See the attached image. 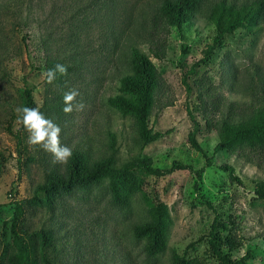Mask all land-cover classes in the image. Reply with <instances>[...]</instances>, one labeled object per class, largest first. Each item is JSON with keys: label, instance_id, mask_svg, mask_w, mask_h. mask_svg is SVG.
Wrapping results in <instances>:
<instances>
[{"label": "rangeland", "instance_id": "1", "mask_svg": "<svg viewBox=\"0 0 264 264\" xmlns=\"http://www.w3.org/2000/svg\"><path fill=\"white\" fill-rule=\"evenodd\" d=\"M160 1L0 0V264L14 251L8 226L17 202L25 210L17 222L21 232L51 231L52 264H168L172 250L199 264H221L208 243L215 217L228 225L214 229L222 254L238 260L248 253L244 264H264V199L257 195L264 191V151L245 149V157L214 148L217 119H243L264 99V18L258 27L224 35L192 73L214 36L205 10L216 0H200L183 26V39L169 28L163 58H151L160 83L148 126L163 135L143 146L133 116L109 106L107 98L119 93V77L130 72L120 55L126 41L147 53L149 9ZM50 61L69 65L68 76L52 85L44 79ZM22 78L35 85V106L61 127V143L88 162L111 157L119 167L142 155L160 168L179 161L191 170L157 176L134 169L137 188L123 206L113 202L108 177L54 197L48 206L24 202L47 172H63L65 164L53 163L50 153L28 143L16 112ZM70 88L79 89L85 108L65 114L62 95ZM194 121L202 153L187 141ZM145 199L165 203L169 214L165 248L152 257L132 235L133 224L147 219Z\"/></svg>", "mask_w": 264, "mask_h": 264}, {"label": "trees", "instance_id": "2", "mask_svg": "<svg viewBox=\"0 0 264 264\" xmlns=\"http://www.w3.org/2000/svg\"><path fill=\"white\" fill-rule=\"evenodd\" d=\"M200 0H161L158 4L150 6L151 13L148 21L149 32L146 33L147 53L140 50L132 41L121 47L120 55L126 57V64L130 72L119 77L118 94L107 98L109 106L123 114L133 116L136 131L141 145H146L159 139L163 133L153 131L148 126L151 108L154 104L155 93L159 87L160 77L151 60L163 58L166 49L165 35L169 28L173 27L180 39H183V26L193 19L194 12ZM206 18L212 23L214 36L212 41L202 49V56L189 70L191 73L197 63H203L212 54L215 45L221 38L231 34L238 28L250 30L258 27L264 18V0H216L211 2L205 10ZM144 29V28H140ZM160 33L163 36H160ZM118 45V42H115ZM26 46V44H25ZM120 49V46H119ZM187 46L181 43V53L187 52ZM54 66L49 62L46 70ZM22 106L36 107L32 98L35 85L25 78L21 79ZM217 142L216 150L236 152L248 157L249 150L256 153L264 151V99L252 106L243 119L232 120L227 115L216 120ZM197 130V122H193V128L187 136V141L192 148L202 153V149L194 137ZM73 155L65 163L63 172L50 170L44 181L33 190V197L24 202H35L48 206L54 197L68 195L75 187L88 188L99 182L103 177H108V190L114 203L123 206L128 198L136 191L137 179L134 169H141L149 174L162 176L178 169L191 170L190 165L179 161H172L167 168L153 165L152 161L142 155L125 161L119 167L113 166V159L105 157L88 162L85 155L79 150L72 149ZM205 157V156H204ZM222 168L228 171L230 178L240 182L234 174L231 165L224 164ZM259 198L264 199V191H258ZM146 221L135 223L132 226V235L136 239L143 240L142 250L148 257L161 253L165 248L166 231L169 222L167 206L161 201L153 202L145 199ZM23 203H15L14 214L9 223V232L13 235L14 251L6 257V264H52L47 254L51 245L52 233L46 229L20 231L17 222L24 213ZM214 229L227 230L225 221L212 220L208 243L213 253L221 264H244L248 253L232 260L228 254H222L215 242ZM168 264H199L196 258H187L170 252Z\"/></svg>", "mask_w": 264, "mask_h": 264}, {"label": "clouds", "instance_id": "3", "mask_svg": "<svg viewBox=\"0 0 264 264\" xmlns=\"http://www.w3.org/2000/svg\"><path fill=\"white\" fill-rule=\"evenodd\" d=\"M69 65L56 63L44 73L45 83L52 85L59 77L68 76ZM78 88H70L62 95L65 114L73 111H83L85 104ZM42 107V105H41ZM19 114L18 121L28 134V143L32 146H39L42 150L50 153L53 163L65 164L73 155L70 146L61 143V127L51 118H48L40 107L21 106L16 109Z\"/></svg>", "mask_w": 264, "mask_h": 264}]
</instances>
